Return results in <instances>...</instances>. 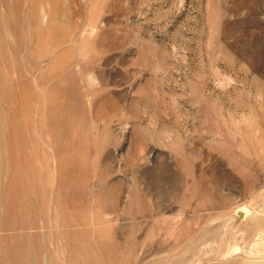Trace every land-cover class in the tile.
<instances>
[{
    "label": "rangeland",
    "instance_id": "rangeland-1",
    "mask_svg": "<svg viewBox=\"0 0 264 264\" xmlns=\"http://www.w3.org/2000/svg\"><path fill=\"white\" fill-rule=\"evenodd\" d=\"M0 264H264V0H0Z\"/></svg>",
    "mask_w": 264,
    "mask_h": 264
}]
</instances>
